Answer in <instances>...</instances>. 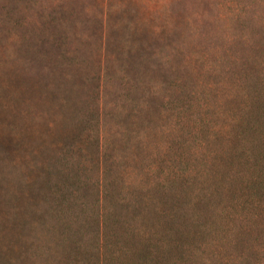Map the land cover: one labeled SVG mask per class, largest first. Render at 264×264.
<instances>
[{
  "label": "rangeland",
  "instance_id": "obj_1",
  "mask_svg": "<svg viewBox=\"0 0 264 264\" xmlns=\"http://www.w3.org/2000/svg\"><path fill=\"white\" fill-rule=\"evenodd\" d=\"M0 264H264V0H0Z\"/></svg>",
  "mask_w": 264,
  "mask_h": 264
},
{
  "label": "trees",
  "instance_id": "obj_2",
  "mask_svg": "<svg viewBox=\"0 0 264 264\" xmlns=\"http://www.w3.org/2000/svg\"><path fill=\"white\" fill-rule=\"evenodd\" d=\"M104 237V236H103ZM105 238V237H104ZM108 263V262H107Z\"/></svg>",
  "mask_w": 264,
  "mask_h": 264
}]
</instances>
